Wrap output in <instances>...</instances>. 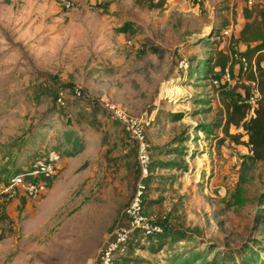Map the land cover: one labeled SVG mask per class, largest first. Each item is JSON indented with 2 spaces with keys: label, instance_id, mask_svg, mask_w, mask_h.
Here are the masks:
<instances>
[{
  "label": "rangeland",
  "instance_id": "obj_1",
  "mask_svg": "<svg viewBox=\"0 0 264 264\" xmlns=\"http://www.w3.org/2000/svg\"><path fill=\"white\" fill-rule=\"evenodd\" d=\"M50 1L57 24L37 36L20 10L47 2L0 0V181L57 156L44 195L1 204L9 221L0 224V264H94L111 241L145 179L136 138L105 102L143 130L150 157L143 218L174 229L158 240L139 233L114 264H172L189 253L240 264L246 250L264 264L255 245L264 247V164L249 161L246 138L219 143L223 110L213 85L190 74L209 57L207 42L246 51L232 34L216 37L220 12L178 0L161 9L147 0L143 7L114 0L113 8L69 0L68 11ZM233 73L227 85L241 91L247 78Z\"/></svg>",
  "mask_w": 264,
  "mask_h": 264
},
{
  "label": "trees",
  "instance_id": "obj_2",
  "mask_svg": "<svg viewBox=\"0 0 264 264\" xmlns=\"http://www.w3.org/2000/svg\"><path fill=\"white\" fill-rule=\"evenodd\" d=\"M143 1L144 0H134L135 5L140 7H143ZM147 1L149 4L156 3L154 6H151V9H161L165 2V0ZM196 3L199 2H194L192 5ZM243 16L247 23L241 30L239 37L237 39L233 38V36L231 37L234 44H244L246 46V51L237 52L232 48L230 52H225L220 49L219 42H207L206 45L209 49V57L201 60L197 68L190 70V74L193 75L196 72H200V75H202L204 79L210 80L213 85V90L223 110V120H221L216 127L221 128L225 138L218 140L219 143L221 144L224 139H229L233 143L239 144L241 139L246 138L244 145L248 148L249 161L252 164H264V10L260 9L258 6L246 7L243 11ZM221 25L222 27H220V30L216 33V37L225 38L223 32L227 29V26L224 24ZM241 59H245L248 64H251L252 61L254 62L255 72H250L246 75L248 81H254L256 83L261 95V99L254 108H250L245 104V100L248 96V89L246 87L241 91H237L236 87H229L227 82L223 81V76L226 71L229 73L231 80H235V77L233 78V71L235 70H238L239 74L242 75ZM214 82L217 83V86ZM202 129L204 132L209 133L208 128L204 127ZM230 129L236 130L237 133L230 134ZM36 161H38V159L33 163ZM31 167L32 166L25 171H21V173L19 171L15 173V175L26 174L31 170ZM148 172V176L145 178L142 185L144 189H146L145 182L150 176V164ZM27 180L29 179L27 178ZM39 180L41 181L44 179L39 178L35 181ZM52 181L53 180H47L48 190ZM145 192H142L140 196L142 216ZM5 206L6 205H0V224L7 221ZM261 206H263V204ZM124 211L121 216L122 223L119 222L114 229H130V220L124 214ZM152 227H158L162 232L146 235L145 232L141 230L133 231L129 235L127 242L114 253L112 264L116 262L117 258L126 253L132 240H134L135 236L139 233L147 239L158 240L161 237L169 235L170 231L172 232L174 230L163 228L162 225L159 226L156 224ZM175 234L178 238L186 236L182 231H175ZM110 240L113 241V237H111ZM255 245L258 250L264 252V247L261 245V242L255 241ZM240 259V264H257V262H259L258 255L252 250L242 251L240 253ZM230 261L231 258L229 259L227 255H225L223 258L217 256V258L209 263L205 257L199 254L189 253L186 258L176 257L172 264H225Z\"/></svg>",
  "mask_w": 264,
  "mask_h": 264
},
{
  "label": "built area",
  "instance_id": "obj_3",
  "mask_svg": "<svg viewBox=\"0 0 264 264\" xmlns=\"http://www.w3.org/2000/svg\"><path fill=\"white\" fill-rule=\"evenodd\" d=\"M63 8L68 11L72 8V4L69 0H56ZM183 5H190L194 2H199V0H178ZM247 6H254L253 0H247ZM232 34V30L227 28L224 30L223 35L229 37ZM242 66V76L248 75L250 72H255L254 63L248 64L245 59H241ZM183 65V64H181ZM187 68V65L184 64ZM225 82H230V75L226 71L223 76ZM244 85L248 89V96L245 100V104L250 108H254L261 95L258 91L257 85L254 81L244 80ZM217 86V83L214 82ZM80 88L76 90L75 94L80 96ZM61 105H64L62 100L58 98ZM104 107L111 114V116L119 121L129 134H132L139 144V154L138 163L140 167L141 177L147 178L149 170V157L147 154V146L144 142L143 130L140 125V121L136 118L128 116L120 108L105 102ZM56 155H51L46 161H36L31 170L26 174L13 175L9 177L6 181H0V205L3 203H8L16 200L18 197L21 199H26L30 201H36L42 195L48 191L47 180H53L57 170L53 164L56 159ZM27 178L29 180H27ZM43 178L44 180L35 181L36 179ZM144 190V187L139 185L137 193L130 203V205L125 209L124 214L130 220V229L115 228L112 233L113 241L108 242L101 251L97 262L94 264H112L113 255L122 247L128 240L129 235L135 230H141L145 232L146 235L153 233H160L158 227H152L147 224L142 216L141 212V200L140 196Z\"/></svg>",
  "mask_w": 264,
  "mask_h": 264
},
{
  "label": "crops",
  "instance_id": "obj_4",
  "mask_svg": "<svg viewBox=\"0 0 264 264\" xmlns=\"http://www.w3.org/2000/svg\"><path fill=\"white\" fill-rule=\"evenodd\" d=\"M14 2H22L23 5L32 4L35 0H11ZM41 1H45L47 3V7L44 9L37 8H23L20 10L21 17L24 20L23 26L29 31L32 32L33 35L40 36L42 34H46L47 32H51L54 28V25L57 24V4L50 0H36V4H42ZM90 4H103L107 7L114 6V0H88ZM254 6H259L260 9L264 10V0H253ZM124 2V0H123ZM200 3L203 4L205 8L209 11H218L220 12L219 20L223 21V24L232 30V35L234 38H238L241 30L244 28L247 21L243 16V11L246 8L245 0H199ZM220 3L219 5L217 3ZM20 4V3H19ZM218 5V6H217ZM30 12L28 14V18L24 19L25 13ZM223 15V16H222ZM26 17V16H25ZM26 20V21H25ZM21 21V20H20ZM22 23V22H21ZM25 24V25H24ZM241 50V47H239ZM246 49V46L244 47ZM16 201H14L9 208L15 207ZM7 221L8 217H7Z\"/></svg>",
  "mask_w": 264,
  "mask_h": 264
},
{
  "label": "bare ground",
  "instance_id": "obj_5",
  "mask_svg": "<svg viewBox=\"0 0 264 264\" xmlns=\"http://www.w3.org/2000/svg\"><path fill=\"white\" fill-rule=\"evenodd\" d=\"M174 101V100H173ZM21 173V172H20ZM19 175V174H18Z\"/></svg>",
  "mask_w": 264,
  "mask_h": 264
}]
</instances>
